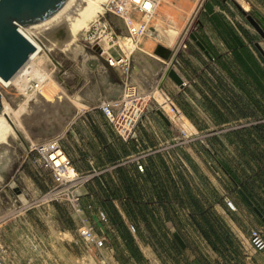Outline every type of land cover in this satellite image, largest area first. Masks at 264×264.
I'll return each mask as SVG.
<instances>
[{"label": "crops", "instance_id": "0c3cea01", "mask_svg": "<svg viewBox=\"0 0 264 264\" xmlns=\"http://www.w3.org/2000/svg\"><path fill=\"white\" fill-rule=\"evenodd\" d=\"M157 1L152 23L162 34L158 41L145 36L138 44L147 47L151 61L137 50L133 54L132 80L138 91L144 94L161 86L199 129L264 115V38L244 12L252 9L264 16V0H245L248 9L234 0H200L195 12L198 21L190 30L203 48L189 35H181L197 0ZM158 44L166 49L161 54L155 52ZM173 56L178 59L173 69L182 84L167 74L172 67L165 61ZM85 60L89 62L87 83L76 93L84 95L77 99L86 107L75 106L57 131L76 170H101L82 187L81 203L94 225L107 233L118 261L148 264L145 248L164 254L165 250L156 242L153 247L151 241L158 237V222L167 227H161L164 236L176 230L183 237L188 247H182V253L188 248L193 252L196 247L210 248L194 223L193 232L184 223L189 224L192 217L186 201L191 192L203 205L211 204L227 224L245 264H264V250L255 251L249 239L253 226L264 233V221L252 206L255 202L264 214V118L218 137L216 153L181 144L161 149L162 143L176 136L175 128L148 101L150 97L143 102L144 111L136 126L123 138L99 108L100 100L122 94L120 76L102 56L90 54ZM136 154L143 170L131 159ZM217 159L228 164L237 181L227 175ZM31 183L43 187L35 176ZM240 186L252 204L243 197ZM225 197L234 201L235 210L227 206ZM99 209L105 211V221L99 218ZM124 231L132 238L131 248L122 238ZM192 259L196 261L194 254Z\"/></svg>", "mask_w": 264, "mask_h": 264}, {"label": "rangeland", "instance_id": "374dc122", "mask_svg": "<svg viewBox=\"0 0 264 264\" xmlns=\"http://www.w3.org/2000/svg\"><path fill=\"white\" fill-rule=\"evenodd\" d=\"M199 4L200 0H197L195 7L193 6V11L191 12V9V13H188L189 18H187L181 33L182 36H187L186 30L191 29L190 27L197 23L198 19L195 12H197ZM151 22H153V17ZM84 28L76 30L77 32H75L67 47H55V50H48L47 52L49 53L47 54L48 56L51 54V57L47 58L45 54V58L41 63L54 79L53 81L52 78L46 81L48 85L56 86L52 96L56 93L57 95L65 96V101L72 103L71 107L67 109L71 113L76 109L73 102L78 100L77 97L81 98L84 96L82 93H76V90L77 88L81 89L87 83L86 77L89 73V62L85 58L87 55L93 54L81 39V33ZM159 33L162 34L161 32ZM157 39L159 40V38ZM139 40H142V38H139ZM166 42L168 43L167 40ZM46 82L45 85H47ZM154 88L157 89V86ZM9 92L10 94L4 97V104L6 103L8 106H15L26 97L23 92L15 88V85L12 86ZM36 96L37 94L28 99L27 107L30 111H33V108L36 107L34 106V103L37 102L35 100ZM149 102L157 103L153 97H151ZM31 104H33V107H31ZM65 110L66 108H58V111L52 112L48 108L44 109L43 107L41 112L38 113V118L35 117L32 121H25L24 130L18 129L9 142L5 145H0V243L5 250L6 257L14 264H22L24 255H31L36 258L49 257L57 264H85L88 260H92L93 254L89 250L91 249L90 244L77 236L74 223L62 203L41 202L37 195L31 197L23 193L16 195L17 192L13 189L14 186L11 187L14 183L17 185L21 184V186L27 188L33 186L31 185V178L34 177L33 172L25 162H22L24 149L32 142L58 134L57 126H60L62 121L68 119L67 116L63 115L67 112ZM263 118L264 115H260L257 118H243L231 123L214 124L206 129H199L195 126L197 131L192 133L191 137L193 138L180 144L204 151L208 150V148H203L205 143L212 151L209 140H213V137L218 138L231 130L234 131L244 126L253 125ZM250 120L255 122L245 124ZM172 125L175 128V135H177L176 125L174 123ZM175 140L182 141L179 137ZM169 144L170 141L162 143L160 147L161 149L173 147V145L170 146ZM158 223H155L159 229L158 237H153L151 240L153 247H155V242L159 246V241L162 239L163 230L161 227L167 229L164 223L161 225ZM184 223L189 231H194L191 224L193 223L192 220L189 224L186 220ZM169 226H171L170 223ZM172 236V234H169L168 238L172 239ZM188 249L187 252H183L178 258L167 257L166 254H158L153 252L151 248H145L144 254L149 262L148 264H186V261H189L190 258L192 259V254H194L191 248ZM195 249L197 253L205 256V259L210 261L208 264L214 262L216 264V262L220 261L211 248H203L201 246L200 249L197 247ZM241 254L244 258V254L242 252ZM114 256L115 259L119 260L116 253H114Z\"/></svg>", "mask_w": 264, "mask_h": 264}, {"label": "built area", "instance_id": "2783aa9c", "mask_svg": "<svg viewBox=\"0 0 264 264\" xmlns=\"http://www.w3.org/2000/svg\"><path fill=\"white\" fill-rule=\"evenodd\" d=\"M238 3V0H234ZM157 0H104L102 10L89 21L87 28L81 33V39L88 50L96 55L102 56L108 65L114 67L121 79L123 92L113 98L99 101V108L112 122L118 134L127 138L132 129L136 126L142 116L145 105L142 103L143 93H140L132 80V61L134 51L128 48L122 38L128 35L134 43H139V36L160 37L157 26L150 18L156 10ZM137 21L133 24V21ZM191 30L187 29L189 33ZM188 36V34H187ZM158 41V39H156ZM107 44L106 46L104 44ZM124 45H123V44ZM97 45L99 50H95ZM104 48L106 52H104ZM178 62L176 57L165 61L167 67H172ZM26 88L32 90L37 88L38 81L35 78H28ZM182 83H184L182 81ZM157 88L164 96V101L170 105L171 114L164 113L160 103L153 102L155 106L176 125L177 135L170 141V146L185 141H190L196 127L188 121L180 108L173 102L168 94L157 85ZM150 100V99H149ZM148 100V101H149ZM156 101V100H155ZM255 121L250 120L248 123ZM177 137L182 141L175 140ZM203 148H209L203 144ZM155 150V149H151ZM139 170H143V163L140 155L132 156ZM22 162H25L33 175L43 186L42 188H31L14 183L11 187L17 186L19 193L28 196L37 195L41 202L62 203L74 223L75 232L78 237L90 244L92 260L85 264H121L114 256L113 247L109 244L108 235L105 231L98 229L84 212L81 203V189L101 170L81 172L76 170L67 152L60 143L58 134L28 144L22 154ZM21 162V163H22ZM227 206L235 210L236 205L230 198H224ZM101 220L107 219L103 209L98 210ZM250 244L255 251L264 250V233L258 226L250 228ZM84 262V261H83ZM0 264H14L5 255V250L0 243ZM22 264H57L49 257L36 258L31 255L23 256Z\"/></svg>", "mask_w": 264, "mask_h": 264}, {"label": "bare ground", "instance_id": "6f19581e", "mask_svg": "<svg viewBox=\"0 0 264 264\" xmlns=\"http://www.w3.org/2000/svg\"><path fill=\"white\" fill-rule=\"evenodd\" d=\"M103 1L104 0H65L49 17L28 25L17 24L19 31L30 40L35 48L17 71L8 79H4L0 76V100L2 104L0 111V145H5L9 142L18 129L21 128L24 130L25 121H32L35 117L38 118V113L41 112L43 107L44 109L48 108L52 112L58 111V108H66L65 112H67L62 114L71 117V112L67 109L71 107L72 103L70 104L68 101L66 102L64 99L65 96L57 95V93L52 96L54 93V87L56 86L52 87L46 82L52 77L41 63L45 58V54L47 58L51 57V54H49V56L47 54L49 53L47 52L48 50H55V47H67L69 41L74 36L75 32H77L76 30L84 27L87 28L88 22L92 17H94L98 11L102 10ZM238 3L244 9L249 8V4L245 0H238ZM153 16H155V12L152 17ZM136 23V20L133 21V24ZM142 37L143 36H139L138 40ZM148 37L155 40L157 39L156 36ZM122 40L128 48L135 51V53L137 50L142 58L149 61L151 54L145 45L138 46L140 42L135 44L128 35H125ZM104 45L106 46L107 44L105 43ZM157 50H160L159 47H157ZM104 52H106L105 48ZM32 77L37 79L38 86L35 89L28 90L26 88V83L29 80L28 78ZM53 80L54 79L52 78V81ZM45 82L47 85H45ZM14 85L15 88L23 92L26 97L15 106H8L6 103L4 104V97L5 95L10 94L9 90ZM35 94H37L35 99L37 102L34 103V106L39 108L35 107L33 108V111H30L27 107L28 99ZM142 97L144 98L142 103L147 97H153L158 103H160L161 109L164 113L171 114L170 105L168 102L164 101V96L158 88L153 89L152 91H147ZM73 104L79 108L86 107V103L78 100L74 101ZM31 107H33V104H31Z\"/></svg>", "mask_w": 264, "mask_h": 264}, {"label": "water", "instance_id": "95a60500", "mask_svg": "<svg viewBox=\"0 0 264 264\" xmlns=\"http://www.w3.org/2000/svg\"><path fill=\"white\" fill-rule=\"evenodd\" d=\"M65 0H0V76L8 79L22 63L27 59L29 54L35 48L30 40L24 36L18 29L17 24L28 25L41 21L54 13ZM247 19L252 23L255 29L264 38V16L252 9L244 11ZM188 35L196 40V42L203 48L202 44L196 39L193 31ZM159 51L155 49L156 53L161 54L166 50L162 45H159ZM95 50H99L97 45ZM262 50V49H261ZM264 55V53H263ZM165 56V55H164ZM167 74L178 84H182V79L173 68H169ZM2 108L0 100V111ZM164 118V114L160 111ZM19 192V188H13ZM243 197L252 204L251 199L246 193L239 188ZM254 210L264 221V214L260 209L252 204ZM174 238L181 247L186 245L182 236L178 231L172 232Z\"/></svg>", "mask_w": 264, "mask_h": 264}, {"label": "trees", "instance_id": "16d2710c", "mask_svg": "<svg viewBox=\"0 0 264 264\" xmlns=\"http://www.w3.org/2000/svg\"><path fill=\"white\" fill-rule=\"evenodd\" d=\"M231 131H229L228 133H230ZM216 139H217L216 137H213V140H209L210 146L214 153H216V148L214 146ZM217 161L220 164V166L223 168V170L227 173V175H229V177L234 181H237V178L231 172L228 164L222 162L219 159H217ZM240 188L247 195L245 188L243 186H240ZM186 201L189 203L188 205L191 207V212H192L191 220L194 223L195 227L199 230L203 239L206 240L210 248L214 252H216L217 255L220 257V261L216 262V264H230L231 260L234 262V264H245L244 258L240 252V248L236 244V241L234 240L229 227L220 218V216L213 210L211 204L203 205L200 202V199L196 198L191 192L187 193ZM255 204L256 203L254 202V205ZM256 206L261 210V208L257 204ZM118 223H122V220H119ZM122 238L124 239L128 247L131 248L132 238L128 236V234L125 231L122 232ZM161 238L162 239L159 241V246L165 250L164 254H166L167 257L169 256V257L178 258L182 254L181 250L184 248H182L179 245V243L176 241L174 236H172V239H170L163 235ZM186 246L188 247V244H186ZM193 253L196 257V261L194 262L192 259L190 263L187 260L186 264L210 263V261L205 259V256H201L200 253H197L196 249L195 252Z\"/></svg>", "mask_w": 264, "mask_h": 264}]
</instances>
